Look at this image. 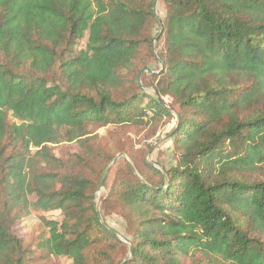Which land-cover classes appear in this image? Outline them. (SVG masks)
Returning <instances> with one entry per match:
<instances>
[{
    "label": "trees",
    "instance_id": "16d2710c",
    "mask_svg": "<svg viewBox=\"0 0 264 264\" xmlns=\"http://www.w3.org/2000/svg\"><path fill=\"white\" fill-rule=\"evenodd\" d=\"M157 1L0 0V264H264V0H160V26ZM166 102L174 161L118 158L97 207L90 129ZM55 210L25 245L16 225Z\"/></svg>",
    "mask_w": 264,
    "mask_h": 264
},
{
    "label": "rangeland",
    "instance_id": "374dc122",
    "mask_svg": "<svg viewBox=\"0 0 264 264\" xmlns=\"http://www.w3.org/2000/svg\"><path fill=\"white\" fill-rule=\"evenodd\" d=\"M155 10L160 26V23L165 17L164 3L160 0L157 1ZM157 31L158 27L155 26L154 34ZM86 37L87 36L85 34L84 37L79 41L77 49H82L85 47ZM154 44L156 49L160 51L162 47V40L156 41ZM140 83L141 86H144L141 80ZM143 88L149 93L153 91L152 87L149 86H144ZM166 101L169 102V99L166 98ZM166 106H169V110H171L170 117L156 116L153 115L151 111H149L148 117L145 118L146 123L144 124H128L125 126L108 124L99 128H91V133L88 135L95 137L96 142L99 143L105 153L111 157V161L116 155L122 153L123 156L119 158L125 159L127 162L133 164L131 158L128 155L129 153H134L137 158L144 157L146 161L158 168H167L175 159V155L173 154V143L170 135L176 125L177 116L169 104ZM9 120L11 122L15 121L11 113H9ZM51 148L57 156L64 157L68 153L77 152L79 150V144L76 140L66 144H52ZM116 168L117 164L110 166L103 186L99 188L98 185L95 191V203L97 207L100 205L101 195L105 194L110 188ZM40 215H45L48 218L54 219L60 218V212L58 210L51 212L33 211L29 216L25 217L23 221L18 223L15 227L16 234L24 238L25 245L32 244L35 236L40 231H42ZM102 221L106 227L110 228V230L112 229L119 235L118 238L122 239L123 241L130 239V229L128 228L124 218L121 216L112 213L106 215L104 219L102 218ZM59 264H72V261L69 258L62 257Z\"/></svg>",
    "mask_w": 264,
    "mask_h": 264
},
{
    "label": "water",
    "instance_id": "95a60500",
    "mask_svg": "<svg viewBox=\"0 0 264 264\" xmlns=\"http://www.w3.org/2000/svg\"><path fill=\"white\" fill-rule=\"evenodd\" d=\"M157 18H158V16H157ZM121 156H123V154H122V153H119L118 155H116V156L112 159L111 163L108 165V167L106 168V170H105V172H104V174H103V176H102V178H101V181H100V183H99V188H101V187L103 186V184H104V182H105L106 174H107V172L109 171L110 166H112V165L116 162V160H117L119 157H121ZM128 163H129V166L135 171V168H134L133 164H131L130 162H128ZM98 216H99V218H100L101 223L106 227V225L103 223L102 218H101V216H100L99 213H98ZM106 228H107V227H106ZM108 229H109V228H108ZM110 232H111L113 235H115L116 237H119V235H118L116 232H114L113 230H110ZM129 252H130V249H129ZM125 261H126V260L122 261L121 264H124Z\"/></svg>",
    "mask_w": 264,
    "mask_h": 264
}]
</instances>
